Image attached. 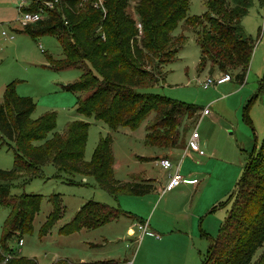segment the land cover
<instances>
[{"label":"trees","instance_id":"obj_1","mask_svg":"<svg viewBox=\"0 0 264 264\" xmlns=\"http://www.w3.org/2000/svg\"><path fill=\"white\" fill-rule=\"evenodd\" d=\"M254 1L204 0L205 11L190 16L189 0H104L105 12L88 2L61 0L60 6L46 11V19L23 31L32 38L55 36L63 58L51 64L54 69L82 70L77 80L63 85L78 94L77 113L93 115L111 131L122 127L134 130L154 114L146 125L144 143L159 149L181 148V122L183 118L193 119L199 108L142 90L164 79V66L176 60L187 33L194 34L199 47L198 72L235 73L236 80L243 83L254 41L245 33L242 18ZM257 1L263 4V0ZM37 9L35 3L24 8ZM137 22L141 24L140 34ZM180 22L182 33L174 34ZM263 81L259 90H264ZM34 107L31 97L17 96L13 85L7 86L0 104V141H8L14 164L10 170L0 169V207L9 210L0 238V264H39L34 257L17 253L3 260L4 253H13L5 246L7 240L14 234L32 232L42 199L37 194H12L11 189L18 181L38 176L46 163L53 164L56 174L67 180L76 174L92 176L99 187L113 195L140 196L155 189L154 179L119 183L114 178L109 135L100 137L91 159L85 161L89 124L75 120L59 133L55 131V112L31 120ZM48 200L52 210L40 226V236H45L64 212L57 194ZM127 215L119 208L87 200L58 232L70 235L95 229ZM52 264L70 263L60 259ZM202 264H264V136L236 183L233 203Z\"/></svg>","mask_w":264,"mask_h":264},{"label":"rangeland","instance_id":"obj_2","mask_svg":"<svg viewBox=\"0 0 264 264\" xmlns=\"http://www.w3.org/2000/svg\"><path fill=\"white\" fill-rule=\"evenodd\" d=\"M205 9L204 0H189L187 15H200ZM19 11L17 0H0V104L7 86L12 84L15 95L33 99L35 107L30 114L31 120L47 112H55V131L59 133H64L72 121L87 122L89 128L84 147L85 161L91 159L100 137L109 135L113 175L119 183L141 181L142 178L154 179L157 189L162 190L181 161L179 174L188 180L196 178L199 185L195 188L191 183L163 193L152 191L140 197L124 193L113 195L99 187L92 176L76 174L67 180L56 174L53 164L46 163L38 176L27 182L18 181L11 189L12 194H37L42 199L32 222V232L14 234L5 246L18 250L17 255L34 257L39 264H52L63 258H68L74 264H79L78 261L82 259L88 262L114 259L119 260V264H123L126 258L133 259L137 243L131 244L126 229L137 225V221L133 223L134 219L112 221L108 228L115 226V231L107 236L109 241L106 244L97 248L86 245L87 242L95 241L90 231L59 234V227L69 222L81 205L87 200H94L155 225L184 229V225L188 224L193 236L199 237L198 230H202L204 238L194 237L186 245L182 243L174 246L173 252L169 253L172 258L165 261L163 255L157 257L156 262L202 264L212 239L217 237L233 203L236 183L250 155L259 149L264 136V90H259L264 78V0L263 4L255 0L242 18L245 33L254 41L243 83H239L235 73H232L230 81L204 86L203 82L207 78H215L221 73L215 70L210 75L207 70H196L199 47L194 34L187 33L185 44L177 53L176 60L164 66V79L142 90L199 108L193 119L183 118L181 122L179 132L183 136V147L172 149H159L144 143L146 125L154 114H150L134 130L122 127L111 131L93 115L77 113L78 94L64 89L63 85L77 80L82 70L77 67L61 70L51 67V64H57L63 58L57 39L50 34L32 38L23 30L32 27L34 23L21 25L17 21ZM2 30L7 33L6 37L1 35ZM173 33H182L181 22ZM207 107L210 115L200 118V111ZM195 128L200 135L203 156L190 148L184 154L189 135ZM7 142L0 141V169L3 170H10L14 164L13 150ZM160 156L169 157L174 167L166 170L158 166L154 158ZM53 194L58 195L64 212L51 230L45 236H40V226L52 210L48 199ZM189 203L191 209L195 208V212L200 214L198 218L191 217L190 211L186 219L180 216L187 213L184 207ZM8 214L7 208L0 207V238ZM136 236H139L138 230ZM19 238L23 240L21 246H18Z\"/></svg>","mask_w":264,"mask_h":264},{"label":"crops","instance_id":"obj_3","mask_svg":"<svg viewBox=\"0 0 264 264\" xmlns=\"http://www.w3.org/2000/svg\"><path fill=\"white\" fill-rule=\"evenodd\" d=\"M209 113H210V111H209ZM199 115H200V113H199ZM203 117L206 118L207 115H204V116H202L200 118H203ZM199 144H200V146H202L201 142H200V135H199ZM204 145H205V143H204ZM203 155H200V156H203ZM180 162L181 161H179V163L176 165L175 170L177 168H179ZM173 167L174 166L172 164V168ZM142 179H144V178H142ZM189 180H194L195 181L193 183L194 187L195 186L197 187L199 185L198 184L199 181H197L196 178H192V179H189ZM168 182H169V180H168ZM168 182L165 183V186L162 188V190H161V188L157 189V186H155V189H154L153 193L154 192L156 193V192H159V191L163 193V191H171V190H173V189H175L177 187H180L182 185H189V184H180L179 186H176L174 188H170V189H166L165 190ZM140 196H142V195H140ZM140 196H137V197H140ZM184 209H186L187 213L182 214L180 216L185 218V219H186V215H189V214L191 215V217L194 216V217H197V218L200 215V214L195 212V208L193 210L191 209V204L190 203L187 206H185ZM189 211H190V213H189ZM121 218H128V219H132V220L134 219L133 223H135V221H137L136 222L137 225L133 226L131 224L132 226H129L126 229V235L130 239L131 244L136 242L137 243L136 244L137 247H136V250L134 251L133 259L128 260L126 258V259H124L122 261L123 264H156L157 257H161L163 255L165 257L164 260L168 261L170 258H172V255H170L169 253L173 252L174 246H178V245H180L182 243H184L186 245V244L189 243V239L192 240L194 237L195 238H200V239L204 238L202 236L203 235L202 230H198L199 237L198 236H193L192 231H189L188 224L184 225V229H178V228H175V227H168L167 225H163V226L162 225L161 226L160 225H155L154 223L148 222V220L147 221L146 220L143 221V218H139V217H135V216H129V215L120 217L119 219H117L115 221L117 222ZM111 222L106 223V224H104V225H102V226H100L98 228H95V229H81V230H79L77 232H80V231H83V230L90 231V233L94 235L95 241L87 242L86 245L88 247H91V248L92 247L97 248V247H100V245L106 244L107 241H109L107 236H110L111 231H115V226L112 229L108 228V225ZM145 223L147 224V231L143 232L138 227H139L140 224H145ZM136 228L139 231V236H136V233H137ZM100 229H102V230H100ZM157 230L162 231V233H159ZM74 233H76V232H74ZM165 244H167V246H165ZM62 260H66L68 263L74 264L73 262L69 261L68 258L67 259L63 258ZM82 260L78 261V263L79 264H94V263H97V262L108 261V260H113L115 262V264H119V262H120L119 260L117 261V260H114V259H103V260H96V261H89V262L88 261H82Z\"/></svg>","mask_w":264,"mask_h":264},{"label":"built area","instance_id":"obj_4","mask_svg":"<svg viewBox=\"0 0 264 264\" xmlns=\"http://www.w3.org/2000/svg\"><path fill=\"white\" fill-rule=\"evenodd\" d=\"M18 4H19V15L17 17V21L22 25L24 24H33L36 22H39L41 20H43L46 16L47 10H52L54 9L56 6H60L61 4V0H17ZM82 2H88L93 8L97 9V10H101L103 12H105V7H104V0H80ZM32 3L37 4L38 9L35 11H27L24 10L25 7L31 5ZM45 15V16H43ZM136 27L138 29V33H141V24L137 22ZM1 35L2 36H7V33L2 30L1 31ZM103 37V36H102ZM231 80V76L229 74H221L215 78H207L205 82H203L204 86H209L212 84H223L227 81ZM262 86L264 89V81L262 82ZM209 114V109L207 108H203L200 111V117L204 116V115H208ZM190 149H194L197 150L199 155H203L204 152L201 149V146L199 144V135L198 132L196 130V128L192 131V133L190 134L188 143H187V147L185 148V153L186 151H188ZM155 162L158 166L162 167L163 169L169 170L172 168V162L168 157H158L155 159ZM195 181L194 180H188L185 179L184 177H182L179 174V168H177L174 172V174L172 176H170L169 178V182L165 188L166 189H170V188H174L176 186H179L180 184H193ZM140 230H142L143 232L147 231V224H140L138 227ZM23 244V240L22 239H18V246H21ZM18 250L13 249V253H4V260L3 262H6L7 260H9L10 258L13 257V255H15L17 253Z\"/></svg>","mask_w":264,"mask_h":264}]
</instances>
